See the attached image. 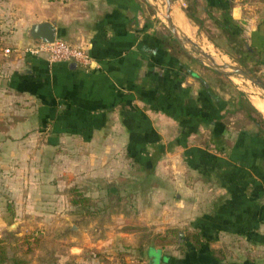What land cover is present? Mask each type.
I'll return each instance as SVG.
<instances>
[{
	"label": "rangeland",
	"instance_id": "obj_1",
	"mask_svg": "<svg viewBox=\"0 0 264 264\" xmlns=\"http://www.w3.org/2000/svg\"><path fill=\"white\" fill-rule=\"evenodd\" d=\"M6 1L9 14L6 19L0 16V91L14 62L25 55L30 42L26 29L33 17L28 11L32 0ZM143 2L147 15L155 16L154 25L166 32L172 53L184 61L185 71L196 74L191 78L198 80L197 85L202 88L203 83L207 84L212 93L229 102L220 110L230 131L222 150H215L205 132L191 138L190 144L211 150L213 156L224 155L239 131L264 134V125L260 124L264 117L249 105V95L255 93L247 86L258 90L256 95L261 98L264 92L249 80L233 76L230 80L183 54L163 17L165 0ZM228 2L227 14L242 17V23L233 16L225 20L224 10L209 0H171L170 16L181 36L191 39L197 48L219 62L251 71L264 81V56L254 41L263 42L255 33L246 35L244 24L248 19L249 26L264 25V0ZM185 47L191 49L188 44ZM1 106L4 104L0 100V109ZM66 145L58 147L51 160L44 147L34 151L39 152V160H33L32 151L27 152L29 158L25 156L23 163L0 160V264H169L167 258L160 262V257H183L185 247L177 234L197 232L192 223L195 213L199 208L209 211L212 206L210 189L215 183L209 177L217 172L213 165L210 168L209 161L197 167V173L184 165L181 150L170 153L156 173L168 180L179 179L174 187L171 182L154 178L145 181L144 172L123 159L124 151L112 158L108 152L91 151L83 143L73 141ZM103 154L108 155L104 160ZM133 176L135 181H129ZM151 185V191L146 192ZM247 188L253 189L251 184ZM254 200L264 204V186ZM215 233L219 238L213 246L217 258H248L264 264V246Z\"/></svg>",
	"mask_w": 264,
	"mask_h": 264
},
{
	"label": "crops",
	"instance_id": "obj_2",
	"mask_svg": "<svg viewBox=\"0 0 264 264\" xmlns=\"http://www.w3.org/2000/svg\"><path fill=\"white\" fill-rule=\"evenodd\" d=\"M32 2L28 6L33 15L29 24L53 21L58 38L86 46L91 64H50L44 56L26 54L14 62L0 91L4 104L0 109V160L23 163L29 151L33 160H39V152L34 151L42 147L48 148L51 160L58 147L74 141L86 144L91 151L108 152L112 158L124 151L123 159L128 165L138 166L145 181L154 178L175 187L180 180L165 179L156 173V168L170 153L181 150L187 168L199 173L197 167L209 161L210 168L213 165L217 172L209 177L215 183L210 189L211 208H199L192 220L206 244L208 240L209 248L213 250L219 239L215 232L264 246V242H252L247 237L248 229L264 235V220L259 219L254 200L264 186L261 137L239 131L224 155L214 156L211 150L190 144L191 138L205 132L215 150H222L230 131L224 115L219 130L198 119L205 103L198 80L191 78L196 74L189 69L186 72L184 61L172 53L166 32L154 25L155 16L147 15L143 0ZM8 14L9 4L0 0V16L6 19ZM231 17L243 21L235 14ZM185 21L189 24L186 18ZM249 22L247 19L244 23L246 35L255 33L261 37L259 48L264 51V25L249 26ZM180 51L187 54L181 47ZM108 155L103 154V160ZM133 178L129 181H135ZM251 179L255 180L254 188H244L243 182ZM152 188L151 185L146 192ZM222 263L257 264L248 258Z\"/></svg>",
	"mask_w": 264,
	"mask_h": 264
},
{
	"label": "trees",
	"instance_id": "obj_3",
	"mask_svg": "<svg viewBox=\"0 0 264 264\" xmlns=\"http://www.w3.org/2000/svg\"><path fill=\"white\" fill-rule=\"evenodd\" d=\"M210 2H214L216 7L219 9H223V17L225 20L229 21L231 19L230 15L227 14L226 8L227 4L229 3V0H209ZM228 23L226 24V26ZM172 38V37H171ZM173 39V38H172ZM174 40V39H173ZM175 41V40H174ZM175 43L178 46V43L175 41ZM254 44L257 46H260L261 43H257V41H254ZM179 47V46H178ZM254 47V46H253ZM255 48V47H254ZM249 51H253V48L248 47ZM261 54L264 56V51H260ZM264 64V59H263ZM202 93H204V106L205 108H202L201 113L197 115L198 119L202 123H212L215 126H217L218 130L221 127L220 119L223 117V115L220 114V110L224 108V106L228 105V101L221 99L216 94L212 93V91L209 89L208 86L205 85V83L202 84ZM239 95H242V91H238ZM251 108L255 111V107L248 102ZM214 106V107H213ZM258 112V111H257ZM264 125V118H260V124ZM261 140L264 144V134H260ZM263 180H264V170L261 174ZM255 180L251 179L249 181L243 182V187H247V183H250L251 186H254L256 183H254ZM260 187V185H259ZM254 188V187H253ZM260 188L258 189L259 192ZM258 213H259V219L264 220V204H257ZM175 229H171V232H174ZM177 237L182 242L183 246L185 247L183 251V257L181 259H178L177 257H174L173 255H166L160 257V262L166 261V258L168 259L169 264H224L222 263V260L217 258L213 254V250L208 247V245L205 243V239L202 236L201 231H197L191 234H177ZM247 237L249 241L252 242H264V235L258 234L255 231L248 229L247 231ZM2 261V258H0V262ZM249 264V263H248ZM251 264V263H250Z\"/></svg>",
	"mask_w": 264,
	"mask_h": 264
},
{
	"label": "water",
	"instance_id": "obj_4",
	"mask_svg": "<svg viewBox=\"0 0 264 264\" xmlns=\"http://www.w3.org/2000/svg\"><path fill=\"white\" fill-rule=\"evenodd\" d=\"M166 10L163 17L166 20L167 28L171 33L172 38L178 43V45L189 55L196 58L200 62L206 64L212 70L227 77L231 80V77H241L252 82L255 86L264 92V81L256 76L254 73L248 70H243L240 67L228 64L218 63L208 53L202 49L197 48L194 42L186 36H181L180 30L174 24L172 17L170 16L171 0H165ZM26 36L30 40H39L42 42H51L59 36L57 27L53 21L41 20L30 23L26 29ZM185 44H188L191 49H187ZM74 65V63H71Z\"/></svg>",
	"mask_w": 264,
	"mask_h": 264
},
{
	"label": "built area",
	"instance_id": "obj_5",
	"mask_svg": "<svg viewBox=\"0 0 264 264\" xmlns=\"http://www.w3.org/2000/svg\"><path fill=\"white\" fill-rule=\"evenodd\" d=\"M24 51L26 55L44 56L50 64L58 61L73 62L84 67L91 64V57L85 45L73 44L58 37L51 42L30 40Z\"/></svg>",
	"mask_w": 264,
	"mask_h": 264
},
{
	"label": "bare ground",
	"instance_id": "obj_6",
	"mask_svg": "<svg viewBox=\"0 0 264 264\" xmlns=\"http://www.w3.org/2000/svg\"><path fill=\"white\" fill-rule=\"evenodd\" d=\"M165 13V12H164ZM162 14V13H161ZM180 24V22H178ZM185 32V31H184ZM218 59V58H217ZM218 63H223L219 62L216 60ZM226 63V62H225ZM234 80V79H233ZM247 80V79H245ZM250 91L254 92V95H249L250 102L253 104V106L257 109V111L264 117V96L261 98V96H257L259 93L257 92L258 90L247 86ZM257 94V95H256Z\"/></svg>",
	"mask_w": 264,
	"mask_h": 264
}]
</instances>
